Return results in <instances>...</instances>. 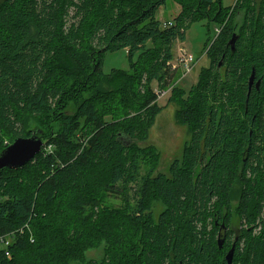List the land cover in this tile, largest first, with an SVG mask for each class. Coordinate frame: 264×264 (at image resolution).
Segmentation results:
<instances>
[{"label": "trees", "instance_id": "16d2710c", "mask_svg": "<svg viewBox=\"0 0 264 264\" xmlns=\"http://www.w3.org/2000/svg\"><path fill=\"white\" fill-rule=\"evenodd\" d=\"M165 1L0 0V152L32 136L28 119L38 121L44 144L33 162L0 174V237L15 234L0 264H227L201 224L219 200L213 236L223 223L226 248L231 185L245 172H264V0L230 8L173 0L180 12L162 27L156 13ZM202 20L221 27L205 53L211 63L168 101L190 139L168 176H151L159 153L137 143L161 112L154 84L168 85L173 43ZM122 50L129 71L103 73L105 54ZM140 153L153 165L130 212L127 187L138 178ZM238 192L242 230L231 264H264L263 195L252 186ZM108 194L122 196L125 207L101 211ZM154 203L163 207L156 222ZM102 245L103 259L86 263Z\"/></svg>", "mask_w": 264, "mask_h": 264}, {"label": "rangeland", "instance_id": "374dc122", "mask_svg": "<svg viewBox=\"0 0 264 264\" xmlns=\"http://www.w3.org/2000/svg\"><path fill=\"white\" fill-rule=\"evenodd\" d=\"M221 1V6L224 8L233 7L240 0H219ZM180 12V6L173 0H166L165 4L159 8L156 13V19L163 25L172 22L175 17ZM239 13V12H238ZM237 13V14H238ZM243 20V12L241 15H237L234 23L238 25L241 24ZM221 27L216 23H208L206 20H202L192 24L185 33L184 41H175L172 46V59L171 61L175 65L176 58L179 54L180 49L190 53L193 56L194 65L192 70L188 74H183L179 69H175V72L171 75L168 85L164 88L161 87V83L154 84V93L157 94L156 105L161 108V112L153 119L152 126L149 129L147 138L144 142H138L137 146L141 149H144L148 146H153L156 151L159 153L158 162L156 167L151 174H164L169 175L170 166L176 161H180L183 155V147L186 142L190 139V134L188 132V127L181 125L176 119L175 114L177 106L175 103L169 104V99L174 95V88H181L184 91H188L193 85L197 83L199 72L202 68L209 66L208 57L205 55L208 46L215 39L216 35L219 33ZM137 54L133 57V60H136ZM112 70L120 71H129V62L127 58V52L125 50L106 53L103 60L102 71L105 74L110 73ZM184 75V76H183ZM177 93V92H176ZM175 93V94H176ZM141 112V111H138ZM38 121L34 119H28L26 124V130L34 131L36 127H40ZM6 138L1 139L5 141ZM133 141L125 139L123 144H131ZM6 145L7 143L4 142ZM140 153V158L138 160V178L135 181L128 184L127 187V204L129 205V211L132 212L136 208V192L141 185V179H144L150 167L153 165V161L143 157ZM239 168L235 167L234 178L237 179L239 174ZM244 186H252L255 191L259 192L262 199L259 201L261 211V216L264 217V172L257 173L255 176L246 175L241 181L231 185L233 197L230 202V212L229 215H226L224 223L228 225V238L231 241L228 246L223 244L224 255H219V259L224 258L227 250L232 245L233 239L238 236L239 232L242 230L240 225V219L237 216V208L239 202L238 190L243 189ZM215 202V203H214ZM213 205H208V208L204 214L203 224L201 227L204 229L206 235L213 237L215 246L217 245V236H213L215 227L213 225L214 212L219 209V200L213 201ZM125 200L122 196L117 194H108L105 195L104 201L101 202L99 209L102 210H121L125 207ZM223 209V208H222ZM99 210V211H100ZM163 211V207L154 203L151 207V214L156 222L158 216ZM224 211V210H223ZM222 217V216H220ZM259 229L253 231L254 235H258ZM217 235V234H216ZM104 246L96 250H91L86 253V263L94 261L99 263L103 257ZM88 261V262H87ZM53 264V263H52Z\"/></svg>", "mask_w": 264, "mask_h": 264}, {"label": "water", "instance_id": "95a60500", "mask_svg": "<svg viewBox=\"0 0 264 264\" xmlns=\"http://www.w3.org/2000/svg\"><path fill=\"white\" fill-rule=\"evenodd\" d=\"M233 38L230 41L231 46L233 45ZM254 80V74L251 73L249 78V86H251ZM258 86V82L256 87ZM42 135V131L35 130L29 138H18L15 139L10 145L4 148L0 152V174L4 170L18 169L26 164L33 162L35 157L40 154L44 144L42 139L39 137ZM224 226H221V229ZM224 244V237L218 235L217 245L221 249ZM233 258V247L226 254L225 261L227 264H231Z\"/></svg>", "mask_w": 264, "mask_h": 264}, {"label": "built area", "instance_id": "2783aa9c", "mask_svg": "<svg viewBox=\"0 0 264 264\" xmlns=\"http://www.w3.org/2000/svg\"><path fill=\"white\" fill-rule=\"evenodd\" d=\"M170 23L164 24V27L170 26ZM170 67V70L172 73L175 72V69H179L183 74H188L194 65V59L193 56L184 51L183 49H180L179 54L176 58L175 65L172 61H170L167 64ZM27 229H29L28 226L25 225ZM13 233H8L0 237V252H3L5 257H9V247L12 245V242L14 240ZM30 242H33L32 238L30 239Z\"/></svg>", "mask_w": 264, "mask_h": 264}, {"label": "flooded vegetation", "instance_id": "af4514ba", "mask_svg": "<svg viewBox=\"0 0 264 264\" xmlns=\"http://www.w3.org/2000/svg\"><path fill=\"white\" fill-rule=\"evenodd\" d=\"M234 40H233V45L235 44V41H236V39L237 38H235V37H232ZM214 41V40H213ZM213 41H212V43H213ZM231 41V39L229 40V42ZM212 43L210 44V46H209V49H210V47H211V45H212ZM230 44V43H229ZM233 45L231 46V44H230V48H231V51H234V49H233ZM208 61H209V64L211 63V57L210 56H208ZM217 66H218V68H220L221 67V62L219 61V63L217 64ZM259 81V80H258ZM258 81H256V79H254L253 80V82H252V84H251V87H255L256 88V84H257V82ZM250 87V86H249ZM240 169V171H239V176L241 175L242 176V174H241V172H242V168L241 167H239ZM248 174V172H245V176ZM244 177V176H243ZM243 177H241V179L243 178ZM217 226H219V230H218V234H217V238H218V235H221L222 237H225V234H226V232H227V229L225 228V226H224V224L222 223H220V224H216ZM224 226V228H222L221 229V226ZM237 241V238L235 237L234 239H233V242H232V244L233 243H235ZM233 246H231V248H232ZM231 248L226 252V254L231 250ZM226 256V255H225ZM225 258V257H224Z\"/></svg>", "mask_w": 264, "mask_h": 264}, {"label": "bare ground", "instance_id": "6f19581e", "mask_svg": "<svg viewBox=\"0 0 264 264\" xmlns=\"http://www.w3.org/2000/svg\"><path fill=\"white\" fill-rule=\"evenodd\" d=\"M195 60V59H194ZM184 76V75H183ZM43 149V148H42ZM224 242H225V240H224ZM222 249V248H221Z\"/></svg>", "mask_w": 264, "mask_h": 264}, {"label": "crops", "instance_id": "0c3cea01", "mask_svg": "<svg viewBox=\"0 0 264 264\" xmlns=\"http://www.w3.org/2000/svg\"><path fill=\"white\" fill-rule=\"evenodd\" d=\"M179 14V13H178Z\"/></svg>", "mask_w": 264, "mask_h": 264}]
</instances>
